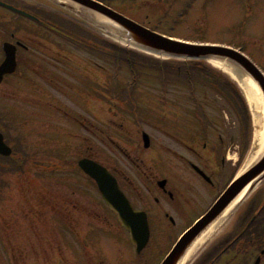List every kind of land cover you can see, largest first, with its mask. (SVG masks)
I'll use <instances>...</instances> for the list:
<instances>
[{
    "label": "rangeland",
    "instance_id": "1",
    "mask_svg": "<svg viewBox=\"0 0 264 264\" xmlns=\"http://www.w3.org/2000/svg\"><path fill=\"white\" fill-rule=\"evenodd\" d=\"M186 1L177 0L176 8L171 14L152 12L136 16L157 31L182 40L242 48L264 71V0H188L189 8L185 5ZM46 3L50 7V15L56 21L76 29L59 15L66 13L60 8L59 0H48ZM103 35L100 34L105 38L106 35ZM2 36L5 37L0 34V38ZM57 39L52 33L46 38L48 45L55 51L60 50L72 57H83L85 64H90L89 53L81 50L78 43L71 45L72 38L65 36L63 45ZM104 60L96 57L93 76L100 85L107 84V88L112 90V123L102 127L105 134L100 135V139L105 140L112 134L113 139L104 142L98 139L93 149L90 148L89 127L69 124L66 116L61 121V115L41 102L35 108L38 113H42L45 107L44 118H39L37 113H32L33 108L28 109L30 113H26L19 103L11 106L9 95L0 94V122L8 128L14 143L22 149L14 156V171H8V163L5 167L7 170L0 173V231L9 229L14 236L12 244H15L17 251L15 264H121L123 257L136 256L126 242L125 230L109 210L95 182L78 167V161L83 157H92L105 165L125 168L127 162L122 157L123 151L135 148L134 144L138 141V105L141 107L142 119H152L188 144H191L188 140L195 141L202 130L206 132L207 137L203 139L207 140L209 146L221 143L222 138L225 141V154L230 156L231 163L237 159V153L241 156V149V153L245 152V159L240 168L252 151L255 127L249 103L247 106L252 120L250 136L243 132L242 119L234 106L209 86L196 83V89H192L183 81L179 85L171 79L160 81L162 73L149 67V59H139L140 63L144 60V65L138 64L136 70L141 72V76L135 82L132 81L129 67L119 66L118 69L113 60L112 64H107ZM165 74L171 76V72ZM27 75L32 77L28 72ZM77 75V80L67 77L71 80L72 101L75 100L78 105H83L84 102L88 106L90 94L88 86L83 85V80L91 79L83 73ZM225 75L228 76L227 73ZM228 77L232 79L231 76ZM240 90L245 97L241 88ZM63 104L65 107L69 106L67 100ZM74 104L78 107L75 102ZM83 117L89 118L86 113H83ZM46 124H49L50 130L47 140L45 136H40L46 133ZM203 139L200 140L201 146ZM141 145L143 147V143ZM179 146H182L181 143L176 142L175 147ZM5 162L0 160V167ZM17 166L21 171H17ZM45 194H48V201L42 202ZM258 197L257 205L255 200ZM63 198L75 200L78 205H68ZM212 198V195L208 196L205 207ZM252 201L255 207L248 206ZM89 202L95 205L89 206ZM73 208L74 213L71 212ZM244 209L249 211V222L242 230L238 229L239 234L254 219L258 220L259 216L263 217V223L261 221L259 224H263L264 229V182L254 190L246 203L230 211L228 220L209 241L226 231L236 236V222L241 221L245 215ZM244 221H247L246 216ZM248 232L249 230L245 232L246 236ZM256 238L259 255L260 249L264 248V236L261 238L258 234ZM9 245L7 233L4 239L0 237V264L14 262L5 258L8 254L11 257Z\"/></svg>",
    "mask_w": 264,
    "mask_h": 264
},
{
    "label": "flooded vegetation",
    "instance_id": "2",
    "mask_svg": "<svg viewBox=\"0 0 264 264\" xmlns=\"http://www.w3.org/2000/svg\"><path fill=\"white\" fill-rule=\"evenodd\" d=\"M45 1L0 0V34L5 36L4 38L2 36V41L0 38V65L5 59L3 44L8 41L16 48V69L5 76L0 84V94L9 95L12 100L11 106L19 103L20 108L26 113H30L28 109L33 108L32 113H37L39 118H44L45 107H52L62 116L61 121H64L66 116L69 124L79 123L83 127H89L87 131L90 135V148L93 149L98 139L102 141L113 139V134L105 140L100 139V135L105 134L102 127L112 123L111 95H109L111 89L107 88V84L100 85L93 76L96 71L95 54H89L88 65L85 64L83 57H72L60 50L55 51L48 45L46 38L50 33L57 36L56 41L63 45L65 31L64 25L50 15V7ZM99 1L124 14L152 12L170 14L176 8L177 0ZM142 22L146 23V21ZM57 30L61 32H56ZM75 43L77 42L73 40L71 45L74 46ZM51 49L52 53H50ZM27 72L32 77L27 75ZM77 73H83L91 79L83 80V85L88 86L90 94L88 106L84 102L83 105H78L73 100L78 105L76 107L72 101L71 80L68 78L77 80ZM48 99L51 101L48 102ZM64 100H67L68 107L63 104ZM38 102L45 105L42 113L35 110ZM140 108L138 105L137 124L135 123L138 127V141L134 144L135 148L125 150L122 154L128 165L125 164V168L116 166H108V168L118 179L120 188L134 209L144 212L150 225V238L141 252L136 251L126 232V242L136 256L123 257L121 264H161L179 239L210 209L234 179L240 167V156L237 153V159L231 163L230 156L227 157L225 154V141L222 138H220L221 143L209 146L207 140L198 135L195 141L188 140L191 142L188 144L172 134L170 129L162 128L152 119H142ZM83 113L89 118L83 117ZM46 125V133L39 135L45 136L47 140L50 130L49 124ZM146 137L149 140L147 146ZM173 141L175 142L172 143ZM176 142L181 143L182 146L175 147ZM210 195L213 198L205 207ZM259 198L255 200L257 205ZM47 201L48 194H45L42 202ZM63 201L73 207L78 205L75 200L63 198ZM94 205L93 202H89V206ZM248 206L255 207L253 201ZM44 207H47L46 204ZM71 212L74 213L75 208ZM243 212L245 215L241 221L236 222L234 230L236 228L242 230L249 222L248 209H244ZM245 216L247 221H244ZM258 218V220L254 219L242 233L239 234L238 230L236 236L228 234V231L220 233L211 242L208 241L200 246L195 254L190 252L181 264H255L259 257V264H262L264 248L260 249L257 255L255 243L258 234L264 236L263 224H259L261 221L263 223V217ZM247 230H249L248 236L245 235ZM7 233L11 244L9 245L11 257L8 254L5 258L8 257L9 260L14 261L12 264H15L17 251L15 244H12L13 234L7 229L0 231V237L4 239ZM242 239L245 240L243 243Z\"/></svg>",
    "mask_w": 264,
    "mask_h": 264
},
{
    "label": "water",
    "instance_id": "3",
    "mask_svg": "<svg viewBox=\"0 0 264 264\" xmlns=\"http://www.w3.org/2000/svg\"><path fill=\"white\" fill-rule=\"evenodd\" d=\"M59 4L71 9L77 15L89 18L94 26L112 37L156 54L184 59L231 60L240 67L242 72L249 74L255 80L264 95V72L240 49L228 45L196 43L171 38L94 0H59ZM10 45V43L4 45L7 58L0 66V83L6 74L14 70L15 52L9 50ZM11 153L12 149L5 143L4 135L0 132V154L8 156ZM79 165L97 182L104 200L118 214L119 221L130 232L131 240L140 252L148 242L150 233L146 215L132 208L116 178L106 167L88 158L82 159ZM263 181L264 152L255 164L235 178L203 218L179 240L162 264H181L194 243L231 208L244 189L250 185L251 193Z\"/></svg>",
    "mask_w": 264,
    "mask_h": 264
},
{
    "label": "trees",
    "instance_id": "4",
    "mask_svg": "<svg viewBox=\"0 0 264 264\" xmlns=\"http://www.w3.org/2000/svg\"><path fill=\"white\" fill-rule=\"evenodd\" d=\"M68 21L69 23H73L70 20ZM73 24L79 31H83L85 28H83L82 25ZM79 35L85 39L88 37L91 39L93 38L96 44L102 45L103 47L96 46L98 48V52L107 53L115 65L127 66L131 71L136 72L137 64L140 62L139 59H149L151 62V65L149 66L150 68L154 67L155 70H159L162 74H164V76H166V72H171L172 82L175 81L178 85L184 82L186 86H189L192 89H196V83L209 86V88L215 90L229 103H231L232 106H234L238 116L242 119L244 128L243 132H245V135H251V117L246 100L239 87L224 73L215 69L207 62L202 60H172V62L163 60L160 61V59L145 57L132 49L122 47L113 42L110 43L107 40L102 39L99 34H92V31L89 29H86L83 33H79ZM145 62H147V60ZM201 115L203 116V114ZM205 119L208 118L205 117Z\"/></svg>",
    "mask_w": 264,
    "mask_h": 264
},
{
    "label": "bare ground",
    "instance_id": "5",
    "mask_svg": "<svg viewBox=\"0 0 264 264\" xmlns=\"http://www.w3.org/2000/svg\"><path fill=\"white\" fill-rule=\"evenodd\" d=\"M106 33V32H104ZM107 34V33H106ZM108 36H111L107 34ZM112 37V36H111ZM165 59H169L168 56H160ZM208 63L213 65L214 67L223 70L226 72L231 78L236 81L240 87L244 95L246 96L249 106L251 108V112L253 114V122H254V146L252 151L249 153L247 160H245L243 167L241 168L240 173H243L247 168L255 164L264 152V95L252 77L242 72L240 67L232 62L231 60L221 59V58H211L206 59ZM76 126H79V123H75ZM250 185H248L244 191L236 198V200L231 205V208L226 211L211 227H209L206 231L204 237L200 240L198 247L205 244L211 237L216 235L219 232V229L224 225L225 218L230 215V211L235 210L240 203L249 195ZM229 214V215H228ZM150 238V237H149ZM197 247V248H198ZM195 248V250L197 249ZM195 252V251H194Z\"/></svg>",
    "mask_w": 264,
    "mask_h": 264
}]
</instances>
